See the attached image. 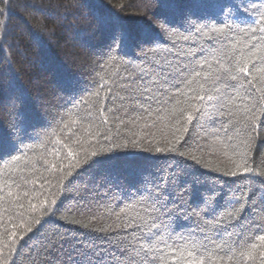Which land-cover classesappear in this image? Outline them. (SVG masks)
Masks as SVG:
<instances>
[{
    "label": "trees",
    "instance_id": "16d2710c",
    "mask_svg": "<svg viewBox=\"0 0 264 264\" xmlns=\"http://www.w3.org/2000/svg\"><path fill=\"white\" fill-rule=\"evenodd\" d=\"M0 8L5 9L0 15V183L15 178L20 186L0 193V261L7 257L9 264H128L127 257H120L114 247L126 234L110 229L121 222L116 218L121 209L122 219H148L152 211L148 204L131 199L118 203L120 189L136 184L162 192L161 203L174 201L167 203L168 210L184 206L179 211L187 223L181 222L179 231L172 234L177 246L210 242L216 264H261L264 124L257 120L253 126L245 115L255 111L254 104L260 107L258 95L242 101V92L234 90L227 102L218 103L206 99L216 93L202 92V104L189 100L179 105L187 106L193 116L189 122L186 112L179 124L172 117L156 120L155 114L135 124L122 117L125 123L121 124L113 113L105 112L109 123L100 125L96 113L100 106L95 103L96 91L104 97L110 88L104 103L114 107L117 85L127 84L153 63H188L189 53L217 51L224 36L234 37L225 43L241 47L243 34L226 31L221 36L208 29L196 33L161 27L164 20L178 21L186 11L215 14L213 0H8L7 7L0 0ZM241 11L258 17L264 13V0H248ZM222 26L214 21L210 25ZM122 28L140 37L139 47L120 45L118 39L113 42ZM101 84H105L103 89ZM89 112L92 119L87 118ZM176 136L183 139L177 143ZM174 143L177 153L155 151ZM69 151L74 158L68 157ZM93 151L101 155L92 158ZM240 154L246 162L238 169L233 161L240 163ZM105 156L116 159L93 167L84 163ZM76 160L82 167L70 168V161L74 165ZM61 163L63 173L59 172ZM243 168L250 171L240 174ZM69 171L72 177H67ZM231 171L238 175L226 174ZM9 190L19 195L9 198ZM201 197L207 206L200 203ZM53 199L56 205L51 204ZM44 200L52 212L41 216L28 211L31 204ZM24 222L34 231L21 239L23 227L16 225ZM12 232L17 233L12 245L16 250L10 253ZM131 232L128 240H133ZM135 235L133 243L138 248L163 246L141 239L139 232ZM168 236V232L161 234L171 243ZM252 243L260 247L249 259ZM144 264H149L147 259Z\"/></svg>",
    "mask_w": 264,
    "mask_h": 264
},
{
    "label": "snow or ice",
    "instance_id": "6c2138e0",
    "mask_svg": "<svg viewBox=\"0 0 264 264\" xmlns=\"http://www.w3.org/2000/svg\"><path fill=\"white\" fill-rule=\"evenodd\" d=\"M203 2V0H201ZM248 0H213V6L217 9L215 14L199 15L193 11L183 12L178 21L164 20L161 27L165 30L168 29H182L185 32L195 31L196 33L202 32L204 29H208L210 32L217 33L224 36L226 31L236 34H243V39L240 41L241 47H236L235 44H228L225 41H231L234 37L224 36V40L220 42V48L212 53H207L206 50H200L195 53H189L190 60L188 63L173 64L170 61L164 60L153 63L148 70L140 69L138 75L129 78L127 84L117 85L119 91L112 96V103L114 107H108L104 103L111 95V89H108V95L102 97L100 91H96L94 96L96 97L95 103L100 105L96 108L97 118L100 125H107L109 119L105 116V112L113 113L115 119L119 120L121 124L125 123L122 117H127V122L135 124L136 121L141 118H151L154 114L156 120H161L167 117H172L176 120V123L181 122V118L184 117L187 112V120L193 121L192 114L188 111V107H179L182 103L186 104L189 100L203 103L205 101V95L200 93H216L217 95H206L208 101L216 100L218 103L221 100L227 102L228 96L235 90L242 92L240 99L243 101L248 98L254 99L257 95L260 100L257 103L260 107L253 105L255 111H251V115L246 112V118L255 125L259 120L261 124H264V13L258 17L249 16L246 11H241V5L247 4ZM5 6H8V0H5ZM5 9L0 8V15H3ZM223 25L222 27H210L212 22ZM228 21H232L229 24ZM235 25V26H234ZM118 39L120 45L132 44L137 47L140 46V37L128 31L125 28L120 30L119 36H113V42ZM187 39V37H185ZM211 40L212 38L209 37ZM145 42H148L145 40ZM211 55L212 59H207V56ZM198 57H203L198 59ZM215 63V67H213ZM205 69H207L205 71ZM203 80V83L201 82ZM115 84V81L113 82ZM209 85L206 89L205 85ZM259 85V87H258ZM105 84H101L100 88L103 89ZM121 92L124 93L121 95ZM119 100V104H115V101ZM224 105L222 104L221 107ZM199 111V109H197ZM260 112L261 115L257 116L255 113ZM119 113L118 115H116ZM88 119H92V113L87 114ZM214 123V121H213ZM179 131V129H177ZM183 139V137L176 136L177 143ZM187 141H185L186 143ZM134 146L135 143H134ZM157 153H177V144H171L168 147L155 149ZM59 155V152H57ZM183 155V153H178ZM68 157L74 158L75 154L72 151L68 152ZM101 153L96 151L91 152V157L96 158ZM241 161L236 164V167L242 168L245 163L244 155L240 154ZM15 160H19V157H14ZM115 157L105 156L103 159H89L84 163L89 167L96 166L101 163H111L115 160ZM195 159V158H193ZM69 167L81 168V162L76 160L73 165L70 161ZM54 175L57 173V166L52 165ZM250 169L243 168V173L249 172ZM59 172H64V166L61 163ZM231 176H237L236 171L226 173ZM73 172H67V177H72ZM60 181L64 188L67 184H63L64 176L61 175ZM71 181L68 180V183ZM16 185L15 178L6 179L3 183H0V193L4 192V188L11 189ZM119 187V185H117ZM159 189V185H156ZM134 190V191H133ZM166 191V189L164 190ZM9 198H13L14 194L10 190L6 193ZM27 195V193H24ZM119 195L122 197L118 203H123L125 200L131 199L136 204L144 205L148 204L152 211L147 213L148 219L144 217H128L122 219L121 213L123 209L116 214V218L119 223H115L110 229L114 234L124 232L126 235L123 238L118 239L114 243V247L119 253L120 257H127L128 264H144L145 259L149 264H216L217 258L211 254V250L208 247V243H200L197 241H188L187 243H181L177 246V241L172 239V234L179 231L180 223H187L183 220L184 213L179 211L183 208L182 204L177 206V209L168 210L167 203L174 201H167L161 203L163 193L160 191L153 192L147 188L137 187L136 184H129L127 189L121 188ZM138 198V199H137ZM47 201H41L39 205L31 204L29 206V212H39L41 216L52 212V208H45ZM200 203L205 206L208 205V201L203 197L200 199ZM52 205L57 204V200L51 201ZM21 209L24 208L23 204H20ZM199 207V204L197 205ZM22 215V213H21ZM205 216L209 215L208 212L204 213ZM191 219V217H189ZM36 225L41 224L40 219L35 220ZM16 227H23V232L20 234V238L23 239L24 234L32 233L34 231L30 223L24 222ZM129 230H132L131 235L133 240L137 237L135 233H140V238L151 243L156 241L158 244L163 245L160 248H144L133 243V240L127 239ZM163 232H168V243L161 238ZM17 233L12 232L9 237V252L15 251L12 247L16 243L13 239ZM195 235V234H193ZM261 242H264V235L258 237ZM259 245L256 243L251 244V250L248 251L247 257L251 259L253 257V251L256 250ZM154 253L152 256L147 254ZM228 253H232L231 247L227 248ZM261 264H264V250L259 252ZM231 259V256L229 257ZM0 264H9L7 257H4ZM91 264V261H89Z\"/></svg>",
    "mask_w": 264,
    "mask_h": 264
}]
</instances>
